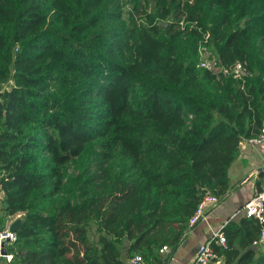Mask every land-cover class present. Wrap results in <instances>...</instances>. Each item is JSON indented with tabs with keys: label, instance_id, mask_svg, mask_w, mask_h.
<instances>
[{
	"label": "trees",
	"instance_id": "obj_1",
	"mask_svg": "<svg viewBox=\"0 0 264 264\" xmlns=\"http://www.w3.org/2000/svg\"><path fill=\"white\" fill-rule=\"evenodd\" d=\"M206 33L222 65L245 64L242 85L197 67ZM263 121L264 0H0V186L4 215L22 214L14 264L161 263L203 196L224 199L240 143ZM260 231L230 220L226 249L213 250L264 264Z\"/></svg>",
	"mask_w": 264,
	"mask_h": 264
},
{
	"label": "crops",
	"instance_id": "obj_2",
	"mask_svg": "<svg viewBox=\"0 0 264 264\" xmlns=\"http://www.w3.org/2000/svg\"><path fill=\"white\" fill-rule=\"evenodd\" d=\"M264 186V145L257 147L239 146V151L228 169V190L223 200L207 212L206 221L188 228L177 248L158 256L162 264H186L190 262L200 244L207 241L212 232L221 229L230 220H238L242 215L239 209L251 199L256 190ZM22 214L6 217L3 212V196H0V231L8 230L11 223L21 221ZM128 242L120 246L122 258H125ZM125 260V264H128Z\"/></svg>",
	"mask_w": 264,
	"mask_h": 264
},
{
	"label": "built area",
	"instance_id": "obj_3",
	"mask_svg": "<svg viewBox=\"0 0 264 264\" xmlns=\"http://www.w3.org/2000/svg\"><path fill=\"white\" fill-rule=\"evenodd\" d=\"M210 35L203 34L202 39L198 44V62L197 67L201 70L219 74L224 77H231L236 80L240 85L243 84L248 77V71L245 64L236 62L230 66H224L220 63L218 57L214 52H209ZM245 147H257L264 145V121L261 125L259 134L255 137L243 139L240 145ZM0 196L1 186H0ZM219 198L206 193L193 214L189 218L188 227L191 228L199 222L206 221L207 212L218 205ZM238 214L255 219L261 225L259 236L252 241V246L264 250V186L256 190L249 201H247ZM226 225V223H225ZM223 225L221 229L225 226ZM221 229L212 232L207 241L199 245L194 258L186 264H225L222 257L218 256L214 250L213 245H218L222 249H226L225 236L221 233ZM17 234L8 230L0 231V264H14L15 257L10 251V248L16 243ZM167 248L160 249V253L166 252ZM128 264H151L147 262L141 255H134L128 260ZM162 264V263H155Z\"/></svg>",
	"mask_w": 264,
	"mask_h": 264
},
{
	"label": "rangeland",
	"instance_id": "obj_4",
	"mask_svg": "<svg viewBox=\"0 0 264 264\" xmlns=\"http://www.w3.org/2000/svg\"><path fill=\"white\" fill-rule=\"evenodd\" d=\"M186 19H185V16L184 17H182V20H181V27H187L188 25H189V27H192V26H190L192 23H190V22H187V21H185ZM160 25L161 26H164L165 24L164 23H160ZM209 48L207 49L209 52H213L214 50H213V48L211 47V46H208ZM10 85L11 84H4V85H2V88L3 89H7V88H10Z\"/></svg>",
	"mask_w": 264,
	"mask_h": 264
},
{
	"label": "water",
	"instance_id": "obj_5",
	"mask_svg": "<svg viewBox=\"0 0 264 264\" xmlns=\"http://www.w3.org/2000/svg\"><path fill=\"white\" fill-rule=\"evenodd\" d=\"M21 221L20 220H16L13 223H11V225L8 228V231L10 232H15L16 234L19 233V227H20Z\"/></svg>",
	"mask_w": 264,
	"mask_h": 264
}]
</instances>
